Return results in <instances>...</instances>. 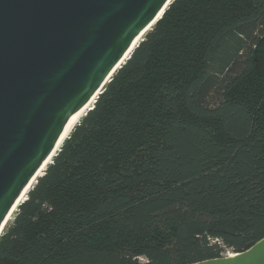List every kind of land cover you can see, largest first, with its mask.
<instances>
[{
	"label": "trees",
	"instance_id": "trees-1",
	"mask_svg": "<svg viewBox=\"0 0 264 264\" xmlns=\"http://www.w3.org/2000/svg\"><path fill=\"white\" fill-rule=\"evenodd\" d=\"M0 235V264H190L264 237V0H173Z\"/></svg>",
	"mask_w": 264,
	"mask_h": 264
},
{
	"label": "water",
	"instance_id": "water-1",
	"mask_svg": "<svg viewBox=\"0 0 264 264\" xmlns=\"http://www.w3.org/2000/svg\"><path fill=\"white\" fill-rule=\"evenodd\" d=\"M172 1L0 0V235L70 118ZM190 264H264V237Z\"/></svg>",
	"mask_w": 264,
	"mask_h": 264
},
{
	"label": "bare ground",
	"instance_id": "bare-ground-1",
	"mask_svg": "<svg viewBox=\"0 0 264 264\" xmlns=\"http://www.w3.org/2000/svg\"><path fill=\"white\" fill-rule=\"evenodd\" d=\"M153 26V24L148 27L145 31H143L134 41V43L132 44V46L130 47L129 51L126 53V55L124 56L122 62L120 63V65H122L126 59H128L129 55H131V52H133V50L136 48V46L138 45V43L143 39L144 35L147 33L148 30L151 29V27ZM120 66H118L119 69ZM111 77V76H110ZM110 77L107 78L106 80V84L109 82ZM101 93V89H99L91 98H89L82 106L81 108L70 118L69 122L67 123L62 136L60 138V140L58 141V143L56 144V146L54 147V149L52 150V152L50 153V155L47 157L46 161L44 162V164L41 166V168L38 170L36 177L33 179L32 183L30 184V186L28 188H26L25 193L22 195V197L19 199L18 205L14 208L12 214L10 215V217L8 218V222L13 219V216L15 214V212L18 209V206L26 199V195L29 192V190L32 189L33 185L36 183L37 179L39 177H41L42 175H44L47 167L53 162L54 157L58 154V152L61 150L64 142L70 137L71 133L73 132V130L75 129V127L80 123L81 119L86 115V113L93 108V105L95 104L99 94ZM232 253V252H230Z\"/></svg>",
	"mask_w": 264,
	"mask_h": 264
},
{
	"label": "rangeland",
	"instance_id": "rangeland-1",
	"mask_svg": "<svg viewBox=\"0 0 264 264\" xmlns=\"http://www.w3.org/2000/svg\"><path fill=\"white\" fill-rule=\"evenodd\" d=\"M15 215V214H14ZM14 218V216H13ZM13 219L10 220V222L12 221ZM228 252H232V251H226L225 255L228 254Z\"/></svg>",
	"mask_w": 264,
	"mask_h": 264
},
{
	"label": "built area",
	"instance_id": "built-area-1",
	"mask_svg": "<svg viewBox=\"0 0 264 264\" xmlns=\"http://www.w3.org/2000/svg\"><path fill=\"white\" fill-rule=\"evenodd\" d=\"M229 253V252H228Z\"/></svg>",
	"mask_w": 264,
	"mask_h": 264
}]
</instances>
